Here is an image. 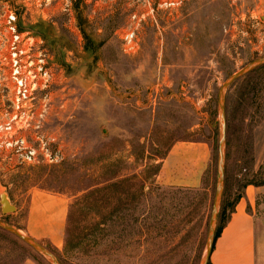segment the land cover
Returning a JSON list of instances; mask_svg holds the SVG:
<instances>
[{"label": "rangeland", "instance_id": "obj_1", "mask_svg": "<svg viewBox=\"0 0 264 264\" xmlns=\"http://www.w3.org/2000/svg\"><path fill=\"white\" fill-rule=\"evenodd\" d=\"M164 1L0 0V127L11 126L0 129V194L15 207L0 220L59 264H202L218 93L264 58V0ZM223 103L228 218L246 185L264 186V65ZM176 142L210 148L197 189L157 178ZM0 264L50 263L0 229Z\"/></svg>", "mask_w": 264, "mask_h": 264}, {"label": "crops", "instance_id": "obj_2", "mask_svg": "<svg viewBox=\"0 0 264 264\" xmlns=\"http://www.w3.org/2000/svg\"><path fill=\"white\" fill-rule=\"evenodd\" d=\"M210 157L205 142H176L162 160L157 178L167 186L197 189ZM49 238L54 247L61 245L56 238ZM208 264H264V186L244 188L213 243Z\"/></svg>", "mask_w": 264, "mask_h": 264}, {"label": "water", "instance_id": "obj_3", "mask_svg": "<svg viewBox=\"0 0 264 264\" xmlns=\"http://www.w3.org/2000/svg\"><path fill=\"white\" fill-rule=\"evenodd\" d=\"M264 65V58L255 60L254 62L250 63L240 71L234 73L231 77H229L221 86L219 93H218V105L220 109V117H221V137L218 144V181L215 188V193L213 196L212 201V211L209 219V225H208V233H207V241H206V248H205V254L202 261V264H207L209 255L212 250L213 242H214V234H215V224L217 220L218 215V208L219 203L221 199V193L223 189L224 184V139H225V127H224V103H223V96L224 91L226 88L236 79L243 76L244 74L250 72L251 70L255 69L258 66ZM0 207H1V213H12L15 211V207L10 204V201L8 200V197L6 194L2 193L0 194ZM0 229L3 231L9 233L10 235L14 236L15 238L19 239L32 249L39 252L50 264H59L56 259L52 256V254L36 243L34 240L30 239L28 236L22 234L20 231L8 226L3 221L0 220Z\"/></svg>", "mask_w": 264, "mask_h": 264}, {"label": "built area", "instance_id": "obj_4", "mask_svg": "<svg viewBox=\"0 0 264 264\" xmlns=\"http://www.w3.org/2000/svg\"><path fill=\"white\" fill-rule=\"evenodd\" d=\"M186 1H188V0H165L162 3V6L166 9H172V8H176V7L180 6L181 4H183ZM11 19L13 20V17H11ZM123 41H124V44L127 48H131V43L133 41V31H127L123 36ZM25 85H26L25 82L20 81L19 87H18V93L21 94L23 97L26 96V93H27V89H26ZM0 129L4 132H9L11 129V126L9 124H7L6 126H1ZM34 154H35V151L29 149L26 152V157L28 159H31V158H33Z\"/></svg>", "mask_w": 264, "mask_h": 264}, {"label": "trees", "instance_id": "obj_5", "mask_svg": "<svg viewBox=\"0 0 264 264\" xmlns=\"http://www.w3.org/2000/svg\"><path fill=\"white\" fill-rule=\"evenodd\" d=\"M246 186H247V185H246ZM240 198H241V196H237V197H236L234 203L232 204L233 207H234V205L238 202V200H239ZM225 212H226V210H222V212L219 213V215H218V218L222 219L223 222H222L221 226L218 227V228L215 230L214 241H215L216 238L219 236V234H220L222 228L224 227V225L226 224V222H227V220H228V218L225 216ZM231 212H232V211H231ZM231 212H230V213H231ZM213 243H214V242H213ZM207 264H208V262H207Z\"/></svg>", "mask_w": 264, "mask_h": 264}]
</instances>
